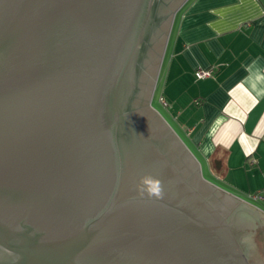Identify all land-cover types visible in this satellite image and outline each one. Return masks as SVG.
<instances>
[{
	"label": "water",
	"instance_id": "1",
	"mask_svg": "<svg viewBox=\"0 0 264 264\" xmlns=\"http://www.w3.org/2000/svg\"><path fill=\"white\" fill-rule=\"evenodd\" d=\"M187 1L0 0V264H250L256 233L264 264L262 215L151 103Z\"/></svg>",
	"mask_w": 264,
	"mask_h": 264
},
{
	"label": "crops",
	"instance_id": "2",
	"mask_svg": "<svg viewBox=\"0 0 264 264\" xmlns=\"http://www.w3.org/2000/svg\"><path fill=\"white\" fill-rule=\"evenodd\" d=\"M163 61L164 112L210 181L264 220L246 201L264 204V0H188L175 15ZM197 67L213 73L197 78Z\"/></svg>",
	"mask_w": 264,
	"mask_h": 264
},
{
	"label": "rangeland",
	"instance_id": "3",
	"mask_svg": "<svg viewBox=\"0 0 264 264\" xmlns=\"http://www.w3.org/2000/svg\"><path fill=\"white\" fill-rule=\"evenodd\" d=\"M174 22H175V17H174V21H173L172 26L174 25ZM163 58H164V56H163ZM163 63H164V61L162 59V63H161L160 70H159V74H158V77H157V80H156V85H155L154 93H153V96H152V99H151L152 106L158 110V112L163 116V118L166 121V123L172 128V130L174 131V133L180 138V140L184 143V145L186 146V148L192 153V155L194 156V158L196 159V161L200 165V169L202 171V176L205 179L211 180L212 177L205 170H202V166H201V162L202 161H200V158L194 153L193 148H190V146L188 144V141L185 139V136L179 131V129L177 128V126L169 118V116H167V114L164 112V109L161 106L162 105V102L160 103L159 96L161 95L160 93H161L162 88H163V68H162ZM214 181L217 182V183L215 182L216 185H218L219 187H221L220 185H222V184L219 183L218 180H214ZM223 189H226V188H223ZM226 191L227 192H230V190H227V189H226ZM246 201H249L250 203L254 204L256 207H258V208H260L261 210L264 211V204H262L259 200H254V199L251 198V199H248Z\"/></svg>",
	"mask_w": 264,
	"mask_h": 264
},
{
	"label": "clouds",
	"instance_id": "4",
	"mask_svg": "<svg viewBox=\"0 0 264 264\" xmlns=\"http://www.w3.org/2000/svg\"><path fill=\"white\" fill-rule=\"evenodd\" d=\"M136 191L141 197L162 199L164 196L162 181L151 174H143L138 178Z\"/></svg>",
	"mask_w": 264,
	"mask_h": 264
},
{
	"label": "flooded vegetation",
	"instance_id": "5",
	"mask_svg": "<svg viewBox=\"0 0 264 264\" xmlns=\"http://www.w3.org/2000/svg\"><path fill=\"white\" fill-rule=\"evenodd\" d=\"M236 206L238 207V206H241V207H243L241 204H238V203H236ZM244 208V207H243ZM260 226L261 225H259L258 227H256L255 228V231L257 230L258 231V229H260ZM257 234V233H256ZM256 234H254V235H251V236H248V237H246V241L248 242V258H249V261H250V264H259L261 261H258L257 263H255V258H256V260H258L257 258V256L256 255H258L257 254V248H256V242L254 241L253 242V240H254V236L256 235Z\"/></svg>",
	"mask_w": 264,
	"mask_h": 264
},
{
	"label": "built area",
	"instance_id": "6",
	"mask_svg": "<svg viewBox=\"0 0 264 264\" xmlns=\"http://www.w3.org/2000/svg\"><path fill=\"white\" fill-rule=\"evenodd\" d=\"M195 75L197 78H206L208 76H210L213 73V68L211 67H207V68H203V67H197L194 71ZM161 102L163 104H165V102L163 100H161ZM255 199L257 198H262V195L260 193H256L253 196Z\"/></svg>",
	"mask_w": 264,
	"mask_h": 264
}]
</instances>
